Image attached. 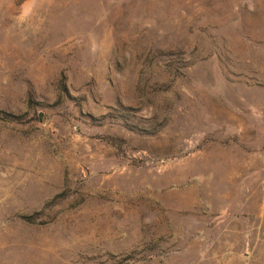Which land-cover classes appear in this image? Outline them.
I'll return each instance as SVG.
<instances>
[{
    "label": "rangeland",
    "instance_id": "1",
    "mask_svg": "<svg viewBox=\"0 0 264 264\" xmlns=\"http://www.w3.org/2000/svg\"><path fill=\"white\" fill-rule=\"evenodd\" d=\"M0 264H264V0H0Z\"/></svg>",
    "mask_w": 264,
    "mask_h": 264
}]
</instances>
